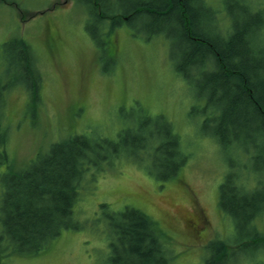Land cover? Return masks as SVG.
Returning a JSON list of instances; mask_svg holds the SVG:
<instances>
[{
    "label": "rangeland",
    "instance_id": "374dc122",
    "mask_svg": "<svg viewBox=\"0 0 264 264\" xmlns=\"http://www.w3.org/2000/svg\"><path fill=\"white\" fill-rule=\"evenodd\" d=\"M225 1L209 0L220 6V27L233 23ZM86 4V0H0V78L17 83L6 94L9 164L0 163V176L25 168L68 133L115 136L134 124L137 115L151 119L165 115L189 158L164 181L151 172L149 158L138 165L116 160L111 167H93L73 207V217L83 227L63 230L33 254H12L11 247L2 243L0 264H109L114 235L104 215L132 207L149 215L167 236L165 244L176 255L170 264H205L211 253L209 241H234L251 232L236 229L218 205V187L233 168L236 153L242 162L249 158L239 155L233 143L221 147L208 135L201 124L204 99L196 97L175 72L168 39L145 40L125 24L113 29L104 47L109 22L103 30L94 21L87 28ZM15 38L28 42L32 69L40 77L41 101L35 114L29 105L30 90L20 84L31 82L33 76L23 68L17 76L15 70L4 75L6 67L16 69L14 63H23V51L3 45ZM1 196L0 187V200ZM255 222L264 233V214ZM227 258L230 264H262L264 246L244 245L232 249Z\"/></svg>",
    "mask_w": 264,
    "mask_h": 264
},
{
    "label": "trees",
    "instance_id": "16d2710c",
    "mask_svg": "<svg viewBox=\"0 0 264 264\" xmlns=\"http://www.w3.org/2000/svg\"><path fill=\"white\" fill-rule=\"evenodd\" d=\"M86 2L87 28L91 29L94 21L98 30H103L109 22L101 42L104 47L113 29L125 24L133 28L134 36L141 34L145 40L156 36L168 39L175 72L191 85L196 97L204 99L201 124L208 135L221 147L233 143L239 155L245 153L249 158L242 162L236 153L233 168L218 187V205L236 229L251 232L234 241H209L211 253L205 264H230L227 257L232 249L257 243L264 246V233L258 231L255 222L264 214V3L225 1L228 13H233V23L220 27V6L211 5L209 0ZM11 41L4 47L23 51V63H14L16 69L6 67L4 75L15 70L17 76L23 68L33 76L31 82L20 84L30 90L29 105L35 114L41 101L40 77L32 69L31 47L23 38ZM1 79L0 163L9 164L6 94L17 83L7 84ZM156 117L137 115L134 124L121 128L115 136L68 133L25 168L3 173L0 245L6 243L12 254H33L45 249L63 230L81 229L73 217L79 189L86 174L104 164L111 167L114 161L124 160L138 165L149 158L154 176L161 181L173 178L189 154L171 121L163 114ZM103 220L114 235L109 243L114 252L109 264H170L175 260L176 255L165 244L167 236L142 210L132 207L110 212Z\"/></svg>",
    "mask_w": 264,
    "mask_h": 264
}]
</instances>
